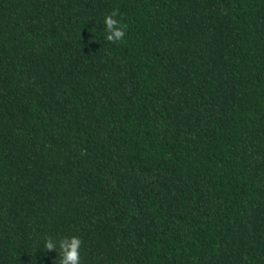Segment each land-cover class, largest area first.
Masks as SVG:
<instances>
[{
	"label": "trees",
	"instance_id": "obj_1",
	"mask_svg": "<svg viewBox=\"0 0 264 264\" xmlns=\"http://www.w3.org/2000/svg\"><path fill=\"white\" fill-rule=\"evenodd\" d=\"M61 236L80 264H264V0H0V264Z\"/></svg>",
	"mask_w": 264,
	"mask_h": 264
},
{
	"label": "clouds",
	"instance_id": "obj_2",
	"mask_svg": "<svg viewBox=\"0 0 264 264\" xmlns=\"http://www.w3.org/2000/svg\"><path fill=\"white\" fill-rule=\"evenodd\" d=\"M118 10H113L104 18L105 39L116 42L125 37L126 26L115 19ZM82 240L78 236H61L57 238L49 237L45 241L47 250H56L59 253L60 264H80Z\"/></svg>",
	"mask_w": 264,
	"mask_h": 264
}]
</instances>
